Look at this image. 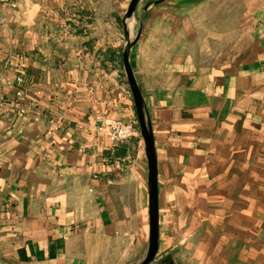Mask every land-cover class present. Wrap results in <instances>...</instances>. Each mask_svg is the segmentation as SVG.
Returning <instances> with one entry per match:
<instances>
[{
	"label": "crops",
	"instance_id": "1",
	"mask_svg": "<svg viewBox=\"0 0 264 264\" xmlns=\"http://www.w3.org/2000/svg\"><path fill=\"white\" fill-rule=\"evenodd\" d=\"M0 3V264H264V0ZM133 144V145H132ZM136 147V149H135ZM135 150V151H134Z\"/></svg>",
	"mask_w": 264,
	"mask_h": 264
},
{
	"label": "water",
	"instance_id": "2",
	"mask_svg": "<svg viewBox=\"0 0 264 264\" xmlns=\"http://www.w3.org/2000/svg\"><path fill=\"white\" fill-rule=\"evenodd\" d=\"M138 0H132L124 18L129 16ZM134 42L126 40L125 48L122 52V62L126 78L135 103L137 120L140 134L144 145V152L147 161V184H148V213H149V238L148 249L144 259L138 264H149L155 257L157 251L158 236V206H157V183H156V161L153 146V138L150 129L149 119L143 103V98L129 63V53Z\"/></svg>",
	"mask_w": 264,
	"mask_h": 264
},
{
	"label": "built area",
	"instance_id": "3",
	"mask_svg": "<svg viewBox=\"0 0 264 264\" xmlns=\"http://www.w3.org/2000/svg\"><path fill=\"white\" fill-rule=\"evenodd\" d=\"M0 3L11 8L16 6L14 0H0ZM96 130L105 136L113 146H119L140 136L136 121L125 122L115 118L105 120L100 116L97 117Z\"/></svg>",
	"mask_w": 264,
	"mask_h": 264
},
{
	"label": "rangeland",
	"instance_id": "4",
	"mask_svg": "<svg viewBox=\"0 0 264 264\" xmlns=\"http://www.w3.org/2000/svg\"><path fill=\"white\" fill-rule=\"evenodd\" d=\"M137 122V124H138V127H139V123H138V121H136ZM139 131H140V128H139ZM141 139V134H140V136L139 137H135V138H133L130 142L131 143H134V146L135 145H137V141H135V140H140ZM133 145V144H132ZM135 149H136V147H135ZM135 151V150H134Z\"/></svg>",
	"mask_w": 264,
	"mask_h": 264
}]
</instances>
